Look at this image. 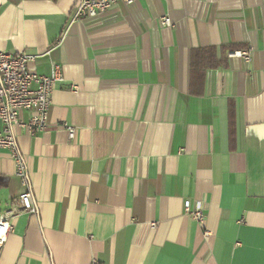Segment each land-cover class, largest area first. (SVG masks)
Masks as SVG:
<instances>
[{
  "label": "crops",
  "instance_id": "1",
  "mask_svg": "<svg viewBox=\"0 0 264 264\" xmlns=\"http://www.w3.org/2000/svg\"><path fill=\"white\" fill-rule=\"evenodd\" d=\"M78 1L0 0V51L62 74L47 129L14 128L35 212L13 217L0 264H264V0L72 20ZM21 192L0 150V215Z\"/></svg>",
  "mask_w": 264,
  "mask_h": 264
},
{
  "label": "built area",
  "instance_id": "2",
  "mask_svg": "<svg viewBox=\"0 0 264 264\" xmlns=\"http://www.w3.org/2000/svg\"><path fill=\"white\" fill-rule=\"evenodd\" d=\"M118 2L125 5L134 4L135 0H79L72 11V20L97 18L112 9ZM164 27H171L169 18H161ZM228 58H243L250 61L248 53L232 51ZM35 56L26 54L12 55L0 51V150L9 152L15 163V175L19 179L22 192L17 198V208L0 215V249L11 231V220L17 213H34L26 164L16 142L14 128L30 136L43 133L48 127V112L51 105L52 89L56 82L62 80L60 66L50 63L49 76L38 75L29 68ZM27 113V120L23 119ZM68 140L75 137V129L65 123L62 125ZM187 213L196 223L202 224L203 212L200 208L191 209L185 203ZM207 233H205L206 235ZM91 264H98L92 261Z\"/></svg>",
  "mask_w": 264,
  "mask_h": 264
},
{
  "label": "trees",
  "instance_id": "3",
  "mask_svg": "<svg viewBox=\"0 0 264 264\" xmlns=\"http://www.w3.org/2000/svg\"><path fill=\"white\" fill-rule=\"evenodd\" d=\"M201 54V52L199 51V52H193L192 54H191V64H194V63H196L195 61L197 60V58L199 57V55Z\"/></svg>",
  "mask_w": 264,
  "mask_h": 264
}]
</instances>
